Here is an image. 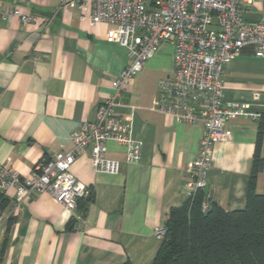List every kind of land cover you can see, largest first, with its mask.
<instances>
[{"label": "crops", "instance_id": "crops-1", "mask_svg": "<svg viewBox=\"0 0 264 264\" xmlns=\"http://www.w3.org/2000/svg\"><path fill=\"white\" fill-rule=\"evenodd\" d=\"M65 1L22 0L21 10L33 15L25 24L0 16V164L21 176L70 148L71 132L94 117L130 63L126 48L109 39L113 23L91 22L89 8L65 9ZM263 17L255 0L247 18ZM173 68V46L163 42L125 87L117 113L142 144L137 162L126 163L125 147L111 140L105 156L120 162L117 174L95 171L89 149L73 162L70 172L87 188L76 212L48 193L27 197L15 212L13 190L0 191V264L153 263L162 241L156 227L189 199L188 168L204 130L202 122L180 123L150 108L158 80ZM223 89L225 101L264 113V58L244 46L223 71ZM260 126L264 134V117L230 119L224 129L231 138L212 145L203 189L225 210L245 207ZM260 154L264 160V136ZM255 188L264 192V162Z\"/></svg>", "mask_w": 264, "mask_h": 264}, {"label": "built area", "instance_id": "built-area-1", "mask_svg": "<svg viewBox=\"0 0 264 264\" xmlns=\"http://www.w3.org/2000/svg\"><path fill=\"white\" fill-rule=\"evenodd\" d=\"M8 1V5L0 7L3 20L17 17L25 24L33 19L31 13L21 10L22 0ZM261 1L264 13V0ZM254 3L255 0H66L65 9L82 12L89 8L91 22L113 23L109 39L126 48L130 63L113 77V93L98 104L94 117L82 119L71 132L69 149L55 152L30 176H21L8 164H0V191L13 190L15 212L27 197L41 193L50 194L75 211L77 200L87 194V188L72 175L70 167L86 149L98 172L120 171V162L105 156L109 140L125 147L126 163L139 160L142 144L133 138L130 122L120 117L117 108L123 105L125 87L163 42L173 46L174 68L170 76L158 80L150 108L180 123H203L198 152L188 168L193 176L188 184L189 199L203 189L211 168L212 145L231 138L225 123L233 118L264 117V113L246 104L223 98V71L244 46H251L256 57L264 58V17L247 18ZM207 207L204 201L202 210ZM166 232L165 224H161L154 234L162 240Z\"/></svg>", "mask_w": 264, "mask_h": 264}, {"label": "trees", "instance_id": "trees-1", "mask_svg": "<svg viewBox=\"0 0 264 264\" xmlns=\"http://www.w3.org/2000/svg\"><path fill=\"white\" fill-rule=\"evenodd\" d=\"M263 136L260 126L250 161L245 207L225 210L210 201L204 189H198L191 199L170 209L164 223L167 232L152 264H264V192L255 188L264 162L260 154ZM204 201L206 210H202Z\"/></svg>", "mask_w": 264, "mask_h": 264}, {"label": "rangeland", "instance_id": "rangeland-1", "mask_svg": "<svg viewBox=\"0 0 264 264\" xmlns=\"http://www.w3.org/2000/svg\"><path fill=\"white\" fill-rule=\"evenodd\" d=\"M138 72H139V71H138ZM138 72H137V73H138ZM134 77H135V76H134Z\"/></svg>", "mask_w": 264, "mask_h": 264}, {"label": "water", "instance_id": "water-1", "mask_svg": "<svg viewBox=\"0 0 264 264\" xmlns=\"http://www.w3.org/2000/svg\"><path fill=\"white\" fill-rule=\"evenodd\" d=\"M87 197H89V196H87Z\"/></svg>", "mask_w": 264, "mask_h": 264}]
</instances>
